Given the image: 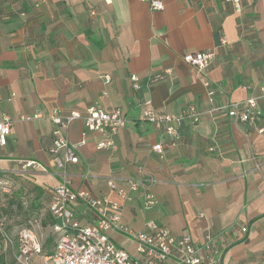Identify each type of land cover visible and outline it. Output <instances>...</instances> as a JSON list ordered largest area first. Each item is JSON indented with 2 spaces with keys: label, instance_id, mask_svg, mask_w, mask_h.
<instances>
[{
  "label": "crops",
  "instance_id": "obj_1",
  "mask_svg": "<svg viewBox=\"0 0 264 264\" xmlns=\"http://www.w3.org/2000/svg\"><path fill=\"white\" fill-rule=\"evenodd\" d=\"M163 2L164 9L152 10L143 0H0V109L12 119L8 142L0 145V170L20 171L19 159L44 164L47 171L12 175L37 187L50 205L64 168L49 151L54 125L48 113L121 107L128 123L112 138L87 130L82 119L63 130L71 143L86 141L78 162L67 164L71 187L117 200L109 179L127 187L144 165L158 204L145 210L143 192L135 193L124 223L144 230L156 220L198 245L213 236L223 264H264V105L250 122H235L224 109L211 112L260 92L264 0H240L239 11L229 0ZM206 50L216 55L206 70L183 58ZM204 79L216 89L214 102ZM147 103L156 114L184 117L177 146L145 119ZM191 107L198 121L186 115ZM108 139L111 147L97 148ZM156 143L164 145L162 154L153 150ZM57 155L64 159L63 150ZM71 210L82 224L94 219L80 200ZM109 234L137 254L130 237Z\"/></svg>",
  "mask_w": 264,
  "mask_h": 264
},
{
  "label": "built area",
  "instance_id": "obj_2",
  "mask_svg": "<svg viewBox=\"0 0 264 264\" xmlns=\"http://www.w3.org/2000/svg\"><path fill=\"white\" fill-rule=\"evenodd\" d=\"M111 2L112 0H106ZM152 10L164 9L163 0H143ZM234 3L236 9L241 10L240 0H229ZM215 53L210 50L195 51L184 54L183 58L198 71L206 70L213 60ZM134 87L138 88V77L132 76ZM208 96L214 102L216 89L209 79H204ZM2 100L0 92V102ZM264 105V79L260 85V92L239 101H232L222 106H213L211 112L218 109L227 111L228 116L235 122L255 121L258 117V109ZM199 120V113L195 107H191L186 114ZM41 116L37 112L36 117ZM48 117L54 125L52 135L53 142L49 147L52 160L55 165L64 168L63 179L56 185L49 205L50 211L57 222L53 225L54 231H61L55 250L51 255H42V242L36 233L30 228L21 229L13 235L7 227L4 219H0V236L2 239V252H13L15 264H221L217 257L218 247L213 236L198 245L191 235L175 236L170 229L156 220H149L144 230H134L123 221V212L127 204L133 200L134 194L143 192L144 209L152 210L158 204V200L151 191L155 179L144 165L138 167V173L129 178L128 186H119L113 179L108 184L118 199L109 196L97 197L86 190H74L67 176V164L78 162L77 151L86 144L83 139L78 143H71L64 135L63 130L69 124L82 119L87 130L98 132L103 136L112 138L128 123L126 113L121 107L106 110L101 105H92L87 108L85 114L71 112L63 115L57 109L48 113ZM183 116H173L167 113L156 114L150 103H147L145 119L156 123L164 129V134L169 137L170 144L177 146L181 140L180 128ZM12 119L0 109V145L5 146L8 135L11 132ZM113 140L98 142L97 148H109ZM164 145L156 143L153 150L162 154ZM63 150L64 159L57 153ZM20 171L0 170V192L10 193L15 186L12 174L24 173L29 169L47 171L41 162L34 159H19ZM82 201L94 211L92 222L82 224L71 210V204ZM110 231H118L130 237L137 243V254L134 256L128 250L118 246L110 237Z\"/></svg>",
  "mask_w": 264,
  "mask_h": 264
},
{
  "label": "rangeland",
  "instance_id": "obj_3",
  "mask_svg": "<svg viewBox=\"0 0 264 264\" xmlns=\"http://www.w3.org/2000/svg\"><path fill=\"white\" fill-rule=\"evenodd\" d=\"M13 191L10 193L0 192V207L8 204L9 199L12 196H20L22 200L23 209L21 211L0 215V219H4L7 223V227L13 235H16L23 228L32 229L40 242H43L49 233L50 229L43 225V218L46 210L49 208V204L44 202L43 197H39L37 191L33 185H23L22 181L17 180ZM39 206V209L35 207ZM16 208V204L13 209ZM35 209V210H34ZM1 213V211H0ZM9 260L14 258L13 252L7 254ZM50 264H53L50 262Z\"/></svg>",
  "mask_w": 264,
  "mask_h": 264
},
{
  "label": "trees",
  "instance_id": "obj_4",
  "mask_svg": "<svg viewBox=\"0 0 264 264\" xmlns=\"http://www.w3.org/2000/svg\"><path fill=\"white\" fill-rule=\"evenodd\" d=\"M34 188L37 191L39 197L43 196V192H41L37 187H34ZM15 204H16V208L13 209V206ZM35 207L39 209V206L35 205ZM16 209H17V212L23 209L21 197L17 195L12 196L9 199L8 204L0 207V211H1L0 215L9 214L13 212L17 213ZM43 219H44L42 221L43 225L47 226L50 229V231L47 234L45 240L42 242V255H51L55 250L56 244L60 236L62 235V232L53 230L52 227L57 222V220H55L54 216L52 215L50 208L46 210V213ZM1 249H2V239L0 236V264H15V259L12 258L9 260L8 255H7L8 253H3Z\"/></svg>",
  "mask_w": 264,
  "mask_h": 264
},
{
  "label": "water",
  "instance_id": "obj_5",
  "mask_svg": "<svg viewBox=\"0 0 264 264\" xmlns=\"http://www.w3.org/2000/svg\"><path fill=\"white\" fill-rule=\"evenodd\" d=\"M224 256V255H223ZM221 264H223V257H222V259H221Z\"/></svg>",
  "mask_w": 264,
  "mask_h": 264
}]
</instances>
